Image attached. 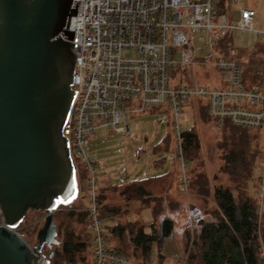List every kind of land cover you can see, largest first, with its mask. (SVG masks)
Wrapping results in <instances>:
<instances>
[{"label":"built area","instance_id":"2783aa9c","mask_svg":"<svg viewBox=\"0 0 264 264\" xmlns=\"http://www.w3.org/2000/svg\"><path fill=\"white\" fill-rule=\"evenodd\" d=\"M74 1H79L80 7L78 16L70 19L68 30L77 31V40L72 41L76 45V65L71 86L77 94L62 133L77 177L81 172L77 161L88 173L90 206L84 211L93 238L92 264H135L106 241L98 202L99 168L86 151L89 137L103 129L128 135L131 117L149 109L170 114L177 165L182 172L180 181L188 189L190 179L182 138L186 108L192 102L202 101L217 125L230 123L262 131L264 85L260 90L248 89L242 66L225 57L213 62L221 78L217 85L180 83L173 77V69L207 63L209 59L195 54L191 44L195 37L200 38L204 52L209 54L229 32L264 36V31L254 29V10L241 9L240 20L233 23L219 9L222 0ZM228 2L236 4L238 0ZM202 33L206 37H201ZM179 47L185 51L175 57ZM0 220V226H4L1 207ZM148 264L156 263L151 260Z\"/></svg>","mask_w":264,"mask_h":264},{"label":"rangeland","instance_id":"374dc122","mask_svg":"<svg viewBox=\"0 0 264 264\" xmlns=\"http://www.w3.org/2000/svg\"><path fill=\"white\" fill-rule=\"evenodd\" d=\"M222 1L219 5L220 11L226 13L233 23L236 24L240 20L239 11L241 9H253L257 14L254 29L264 31V0H238L236 4L230 3L228 0ZM237 33L234 37L235 47L250 50L257 43L264 42V36L249 32ZM201 37H206L205 33H202ZM191 44L198 58L209 60L204 65L197 62L196 65L176 67L173 69L175 80L181 81V83H196L206 86L219 84L220 74L214 69L213 63L217 54H213L212 51L209 54L205 53L204 43L200 41L199 37H195ZM184 51V47L176 48L175 57ZM248 53L236 52L233 56L229 52L227 55L242 63L245 70L244 76L246 80H250L248 82L252 83L253 75H259V79H261H258L254 84L258 85L264 80V60L260 56L263 52L256 54L258 57L256 61H250ZM179 61L183 62V59H179ZM199 106L197 103H193L186 108L183 121L186 130L194 128L200 140V150L195 155V159L188 161L184 151V159L188 166L187 175L191 183H189L188 189H184L180 181L182 172L177 165L176 142L170 114L164 115L156 108L149 109L142 115L131 117L130 134L103 129L89 137L86 145L90 160L99 168L98 188L102 183L123 186L131 181H139L144 176H159L161 172L162 175H169L164 180H153L147 184V187L154 191L152 197L159 200L151 207L141 200H128L121 194L123 187L106 185L102 189L104 198L101 207L107 208L108 211H116L115 223H110L111 225H129L130 223L136 224L138 227L149 225L153 222L152 207L155 206L163 216H169L174 220V233L165 243L162 264H186L197 233V223L201 219L211 221L215 216L217 209L214 198L215 189L221 186L234 188L229 175L224 172L228 155L225 144L235 136L234 130L230 127L217 125L207 116L203 117ZM256 132H260L261 137ZM252 134L256 139L251 142L250 148L246 149L249 152V163H252L251 166H253L247 184V194L258 203L260 218L264 221V130H254ZM167 136L171 138L169 149L164 152L159 151V146L163 144ZM255 149L257 153L254 152ZM76 163L81 168L80 176L77 177L79 198L73 206L63 207L56 213L58 244L51 248L45 246L38 264L56 263L57 254L62 251L64 246L66 228L74 229L77 235L81 233L86 237L87 226L71 220L68 215L72 212L86 213L84 210L90 206L88 173L83 168L81 161ZM237 193V191L234 192V194ZM45 218L44 211L30 209L17 230L32 248L38 245V232L43 228ZM2 223L0 220V225ZM190 239L191 241H189ZM115 243L120 245L117 240ZM122 247L128 258L135 264H148L151 260L159 264L156 253H153L152 257L147 260L140 257V253L136 252L129 238ZM75 260L74 264H91L92 252L86 250L79 254ZM64 264L69 263L65 261Z\"/></svg>","mask_w":264,"mask_h":264},{"label":"water","instance_id":"95a60500","mask_svg":"<svg viewBox=\"0 0 264 264\" xmlns=\"http://www.w3.org/2000/svg\"><path fill=\"white\" fill-rule=\"evenodd\" d=\"M79 1L0 0V264H38L57 245L55 215L79 198L62 130L74 83ZM45 224L32 248L17 232L28 210ZM52 257V254H50Z\"/></svg>","mask_w":264,"mask_h":264},{"label":"trees","instance_id":"16d2710c","mask_svg":"<svg viewBox=\"0 0 264 264\" xmlns=\"http://www.w3.org/2000/svg\"><path fill=\"white\" fill-rule=\"evenodd\" d=\"M236 34L238 33L229 32L217 41L212 51L213 54H217L214 59L222 57L233 59V57L227 55L229 52L233 56L236 52H250L248 53V59L256 61L258 59L256 54L264 53V46L262 45L257 51L235 47L234 37ZM237 63L242 65L240 62ZM244 72L245 70L243 71L245 85L248 89H253L259 75H253L251 77L252 83H250L248 82L250 80H246ZM262 83H259V85L261 86ZM193 103L200 105L199 110H202L203 117L207 116L211 120L208 108L203 105L202 101L192 102L191 105ZM225 127L232 128L235 133V136L225 144L228 155L226 156L224 168V172L229 175L234 188L221 186L215 189L214 198L217 205L215 216L211 221L201 219L197 223V233L192 242L186 264H264V221L260 218L258 203L247 194V184L253 166H251L252 163H249V152L246 149L250 148L251 142L256 137L252 134L254 130L237 127L230 123H227ZM256 133L261 137L260 132ZM182 138L185 155L188 161H192L200 150L198 135L193 128L185 130ZM170 141V136H167L163 144L159 146V151H167ZM254 152L257 153V150L255 149ZM153 180L147 177L143 180L128 182L123 186L102 183L98 188V202L105 223L108 244L117 247L125 254L122 245L129 238L136 252L140 253V257L147 260L152 257L153 253H156L159 264H162L165 243L174 233V220L171 217L163 216L155 206L152 207L153 222L149 225L141 227L133 223L129 225H111L110 223H115L116 211H108L107 208L101 207L104 198L102 189L106 185L117 188L123 187L121 194L127 197L128 200H141L151 207L152 204L159 202L158 199L152 197L154 191L147 187V184ZM235 191L238 193L234 194ZM68 215L71 220L86 225L88 231L86 237H84L81 233L77 235L74 229L66 228L64 246L62 251L57 254L58 260L55 264H64L65 261L74 264L76 263V257L86 250H90L93 254V238L89 230L88 214L72 212ZM157 222L158 225L156 226ZM116 240L120 242V245L115 243Z\"/></svg>","mask_w":264,"mask_h":264},{"label":"crops","instance_id":"0c3cea01","mask_svg":"<svg viewBox=\"0 0 264 264\" xmlns=\"http://www.w3.org/2000/svg\"><path fill=\"white\" fill-rule=\"evenodd\" d=\"M250 10H253V9H250ZM261 45L264 46V42H259V43H257L253 49L256 50L257 48H260L259 46H261ZM245 49H247V48H245ZM253 49H250V50H253ZM260 56H261L262 59L264 60V53H262ZM241 66H242V65H241ZM242 68H243V67H242ZM243 71H244V70H243ZM263 85H264V81H263V83H262L261 86L258 84V85H256L255 87H253V89H258V90H260V89H262ZM168 176H169V175H162V172H161L159 176H144V177L140 178L139 180H143V179H145V178H147V177H150V179H154V180H161V179L164 180V179L168 178ZM162 182H163V181H162ZM91 264H92V262H91Z\"/></svg>","mask_w":264,"mask_h":264}]
</instances>
